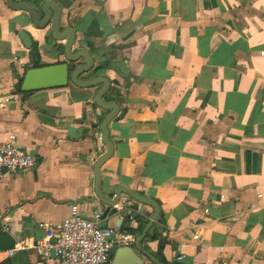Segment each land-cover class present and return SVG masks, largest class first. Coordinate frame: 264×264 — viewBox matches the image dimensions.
Listing matches in <instances>:
<instances>
[{
	"label": "crops",
	"instance_id": "0c3cea01",
	"mask_svg": "<svg viewBox=\"0 0 264 264\" xmlns=\"http://www.w3.org/2000/svg\"><path fill=\"white\" fill-rule=\"evenodd\" d=\"M60 26L90 52L93 75L110 79L104 99L119 107L103 193L122 185L158 205L140 245L165 264H264V0H70ZM49 29L0 0V138L15 134L38 159L0 179V264H61L33 245L38 223L58 225L71 203L133 242L149 218L106 212L94 194L93 161L105 148L99 85L20 90L36 60H63ZM113 207L153 213L124 193ZM19 239L26 245L15 249Z\"/></svg>",
	"mask_w": 264,
	"mask_h": 264
},
{
	"label": "water",
	"instance_id": "95a60500",
	"mask_svg": "<svg viewBox=\"0 0 264 264\" xmlns=\"http://www.w3.org/2000/svg\"><path fill=\"white\" fill-rule=\"evenodd\" d=\"M5 2L12 9L26 11L34 27L43 28L49 25L50 36L53 40H63L61 44L63 60L49 64H38V60H36L33 66L24 70L19 79L21 91L60 87L68 83L80 87L99 85L93 94V103L99 109L106 110L103 116L97 115L98 128L101 131V142L105 148L93 161L92 185L94 194L105 205L106 212H118L122 218L128 220L137 218L139 212L149 216L144 229L136 232L133 243L117 247L111 256L110 264H144L141 256L146 257L153 264H165L140 245L145 231L158 215L157 203L122 185H116L113 191L107 194L103 193L101 189L99 168L113 151V142L109 137V123L116 117L119 107L114 100L104 99V95L110 87V79L104 74L93 75L99 67L94 65L90 52L82 46H74L75 32L72 28L60 26L61 9L67 8L70 5V0H40L34 4L23 0H5ZM18 36L26 48H33L31 36L27 31L19 30ZM86 72H89V74L82 77ZM122 193L135 202L150 205L153 208V213L149 214L143 208L134 211L131 209L118 210L113 207L114 204L120 201Z\"/></svg>",
	"mask_w": 264,
	"mask_h": 264
},
{
	"label": "built area",
	"instance_id": "2783aa9c",
	"mask_svg": "<svg viewBox=\"0 0 264 264\" xmlns=\"http://www.w3.org/2000/svg\"><path fill=\"white\" fill-rule=\"evenodd\" d=\"M13 133L0 138V179L6 173L29 171L38 159L31 151L16 144ZM43 237L33 245L41 258L54 257L61 264H106L114 247L129 245L133 235L125 229L101 225L97 215L89 218L77 203L69 205L68 215L58 225L38 223ZM26 244L21 239L15 249Z\"/></svg>",
	"mask_w": 264,
	"mask_h": 264
},
{
	"label": "trees",
	"instance_id": "16d2710c",
	"mask_svg": "<svg viewBox=\"0 0 264 264\" xmlns=\"http://www.w3.org/2000/svg\"><path fill=\"white\" fill-rule=\"evenodd\" d=\"M61 47V46H60ZM61 49V48H60ZM34 51H36V46L34 45ZM19 88H20V82H19Z\"/></svg>",
	"mask_w": 264,
	"mask_h": 264
},
{
	"label": "rangeland",
	"instance_id": "374dc122",
	"mask_svg": "<svg viewBox=\"0 0 264 264\" xmlns=\"http://www.w3.org/2000/svg\"><path fill=\"white\" fill-rule=\"evenodd\" d=\"M75 47H77V45H75ZM84 75V74H83Z\"/></svg>",
	"mask_w": 264,
	"mask_h": 264
}]
</instances>
